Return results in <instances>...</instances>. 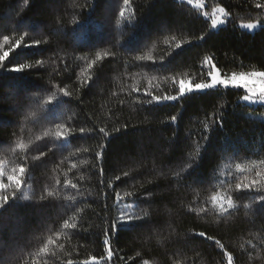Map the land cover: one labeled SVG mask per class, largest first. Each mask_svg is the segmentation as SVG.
Listing matches in <instances>:
<instances>
[{"label":"trees","instance_id":"1","mask_svg":"<svg viewBox=\"0 0 264 264\" xmlns=\"http://www.w3.org/2000/svg\"><path fill=\"white\" fill-rule=\"evenodd\" d=\"M258 3L206 0L209 12L228 13L212 29L183 0H130L123 18V0H0V54L28 33L0 68V182L25 167L20 199L0 210V264H228L229 254L232 264H264V204L254 190H235L261 170L264 104L222 86L161 104L145 94H175L173 78H207L206 56L223 75L264 71ZM251 21L261 28L241 27ZM173 37L191 43L176 49ZM34 39L42 43L23 46ZM20 63L32 67L7 70ZM58 124L71 129L67 139L52 135ZM217 194L231 196L233 207L221 213L211 201ZM122 211L140 219L117 231ZM49 238L55 244L39 253Z\"/></svg>","mask_w":264,"mask_h":264},{"label":"snow or ice","instance_id":"2","mask_svg":"<svg viewBox=\"0 0 264 264\" xmlns=\"http://www.w3.org/2000/svg\"><path fill=\"white\" fill-rule=\"evenodd\" d=\"M188 4H193L194 0H187ZM130 4V0H123V5L124 7H121L120 9V16L123 18L125 16V12L127 10V6ZM195 4L198 8H203L204 5L202 4L201 0H195ZM257 8H264V4H257ZM219 13V14H217ZM203 16L207 17L210 19V25L212 29H216L218 25L224 24L225 20L222 19V16H227V13H225L224 8H217L213 9L212 14L210 15L208 12H203ZM242 28L246 29H253L256 27L255 24L253 23H247V24H241ZM28 35L27 32H25L23 35L19 37V39H16L15 42L11 45V47L8 49V51H4L3 54H0V68L5 67L4 61L9 55V52L19 48L22 44V42L25 40V37ZM205 37L204 35H201L197 37V40H203ZM3 40L5 43L9 42V37L5 35L3 37ZM173 41H176V38H172ZM42 43L40 39H34L31 41L30 44L25 43L23 46L25 48H30L33 46H39ZM184 43H191V41H176L175 42V48L180 49L182 48ZM105 56L110 55V53H104ZM102 57L100 55L96 56V60H100ZM136 60L138 61H145V60H153L151 56H144V55H139L135 57ZM96 60H93L91 63L88 64V68H92L93 64H95ZM155 62V61H153ZM37 65H42L43 61L37 60L35 62ZM204 64L209 65L210 70L207 72V78L201 79L199 82H193L191 80H185L181 78L179 81H176L175 78H173V84L176 87V92L175 94H164V95H156L151 91L146 90L145 94L150 97L148 100L149 104H161L164 102H172V101H180L183 97L186 95L193 93V92H199V91H205V90H212L216 89L218 86H222L223 88H237V89H243L244 93L240 99L245 101V102H252L255 103L257 100L264 102V71L260 72H240L236 73L233 72L230 76H225L223 75L219 69L217 68L216 64L212 62L211 57H205L204 58ZM32 65L29 64H16L11 68H8L7 70L9 72H21L26 68H30ZM149 88H151L152 83L151 81L148 82ZM136 91H139L136 89ZM60 92L63 93L64 96H69L70 93L67 92L65 89L61 88ZM52 98L50 97V100ZM177 116H172L171 121L176 122ZM216 123H219L220 126H223V121L222 120H217L215 121ZM209 126L206 124L205 128H208ZM119 129H117L118 131ZM80 133L83 134L85 132L84 128L79 129ZM100 133H103L105 136L108 135V133L105 131L104 128L99 129ZM71 134V129H68L65 127L63 124H58L56 126V131L52 134L56 140L60 139H67L69 135ZM48 133H45V136H47ZM37 140H41L42 137H37ZM205 141H207L208 137L205 136L203 137ZM19 147L21 149L25 148V145L23 143L19 144ZM45 155L44 152H40L38 156L34 157L35 160H40L41 157ZM197 155H199V148L197 149ZM96 156L99 158L102 156V153L98 152L96 153ZM237 168H241V165H237ZM261 170L255 171V176L251 180H247V182L241 181L235 184V190L236 191H243V190H249L252 191L254 190L256 193H258V200L260 203L264 204V160L259 161V165L257 166ZM188 168L192 169L194 168V164L190 162L188 164ZM25 174V167L20 166L18 171L17 169H13L12 174L7 176V180L9 183H3L0 182V210H2L5 205L9 203V201L12 200H19L20 196L17 194L20 193L21 191V186L22 183L24 182L23 177ZM4 173L3 171H0V176H3ZM127 175V174H126ZM117 180L120 179L119 176L116 177ZM70 183V182H68ZM72 188H76L75 184H71ZM111 187V185H109ZM9 188H11V192L9 193ZM22 195V193H21ZM51 195V193H49ZM133 194L130 192H125L124 196L129 197L132 196ZM43 198V197H42ZM116 198L117 200L123 199L119 193H116ZM24 200H28L29 197L24 195L23 196ZM253 202L255 203L257 200L256 196L252 197ZM211 201L214 206H218V209L221 213L227 212L228 209L233 207L232 201H231V196H221V195H213L211 197ZM201 211H204V209H201ZM134 219H140L139 216H133L127 212H121V215L118 217L117 221H114L112 224V228L116 229L117 231L121 227H125L128 225H131L132 221ZM64 228L66 229H74L76 228V225L74 223H70L68 220L64 221ZM196 235L200 237H204L206 239H213L210 236H207L205 232H199L196 233ZM104 245L106 246V251L107 255L110 258L112 256V250H111V241H110V236L106 233L105 234V239L103 240ZM216 244H220L219 240L215 241ZM55 244V240L52 238H49L47 243L44 244L43 247L39 248V253H47L49 250V245ZM223 247V245H221ZM228 264H232V256L229 254L228 257ZM92 264H96V261L98 260L97 257H91L90 258ZM33 264H36V260H33ZM68 264H73L71 260L68 261ZM83 264H90V261H84Z\"/></svg>","mask_w":264,"mask_h":264},{"label":"rangeland","instance_id":"3","mask_svg":"<svg viewBox=\"0 0 264 264\" xmlns=\"http://www.w3.org/2000/svg\"><path fill=\"white\" fill-rule=\"evenodd\" d=\"M183 1H186V2H187V0H183ZM201 2H202V4L204 5V7H203L202 9H201V8H198V7L196 6V4H195V0H194V3H193L192 5L195 6V7H197L198 9H200L202 13H203V12H208V13L211 15L212 12H213V9L224 8V7H222V6H217V7L213 8L211 12H209V11L206 9V0H201ZM224 10H225V8H224ZM225 13H227L226 10H225ZM217 14H219V13H217ZM227 17H228V13H227V16H222V17H221L222 19L225 20V23H224V24H221V25H218L216 29H218L219 27H221V26H223V25L226 24V22H227ZM247 23H253V24L256 25V27L253 28V29H246V28H244V29H246V30H248V31L254 32V31H256V30H258V29L261 28V24H260L258 21L242 22L241 24H247ZM219 71H220V70H219ZM220 72H221V71H220ZM255 72H260V71H255ZM230 75H231V74H230ZM230 75H225V76H230ZM218 87H220V86H218ZM205 91H207V90H205ZM199 92H204V91H199ZM248 103H252V102H248ZM252 104H264V102H262V101H258V100H257L255 103H252Z\"/></svg>","mask_w":264,"mask_h":264}]
</instances>
